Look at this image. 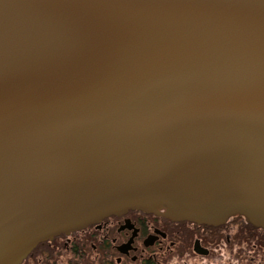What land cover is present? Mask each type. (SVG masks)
<instances>
[{
  "label": "water",
  "instance_id": "obj_1",
  "mask_svg": "<svg viewBox=\"0 0 264 264\" xmlns=\"http://www.w3.org/2000/svg\"><path fill=\"white\" fill-rule=\"evenodd\" d=\"M130 211L264 230V0H0V264Z\"/></svg>",
  "mask_w": 264,
  "mask_h": 264
},
{
  "label": "flooded vegetation",
  "instance_id": "obj_2",
  "mask_svg": "<svg viewBox=\"0 0 264 264\" xmlns=\"http://www.w3.org/2000/svg\"><path fill=\"white\" fill-rule=\"evenodd\" d=\"M88 244L97 257L106 256L108 264H264V230L243 217L212 226L140 211L56 237L39 245L27 260L42 262L45 246L78 252Z\"/></svg>",
  "mask_w": 264,
  "mask_h": 264
},
{
  "label": "rangeland",
  "instance_id": "obj_3",
  "mask_svg": "<svg viewBox=\"0 0 264 264\" xmlns=\"http://www.w3.org/2000/svg\"><path fill=\"white\" fill-rule=\"evenodd\" d=\"M47 247L48 246H45V248L44 247L41 248L43 252L47 253L44 254L45 256L42 262H39L37 258H35L33 261H31V259L26 260L23 264H108L110 263L108 258L104 255L97 257L96 256L97 252L93 251V249L89 244L78 248L80 249L78 252L65 250L64 247L62 250H57V249L53 250V248L50 247L51 250H53L51 251Z\"/></svg>",
  "mask_w": 264,
  "mask_h": 264
}]
</instances>
